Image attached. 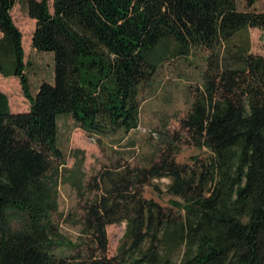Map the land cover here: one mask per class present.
Segmentation results:
<instances>
[{"label":"trees","instance_id":"trees-1","mask_svg":"<svg viewBox=\"0 0 264 264\" xmlns=\"http://www.w3.org/2000/svg\"><path fill=\"white\" fill-rule=\"evenodd\" d=\"M15 3L0 0V75L18 79L28 109L12 112L0 92V264H264V57L226 47L239 31L264 34V10L238 0H25L31 46L52 56V81L32 93ZM169 45L177 57L208 53L183 125L210 154L191 166L175 161L165 136L148 152L129 137ZM216 75L244 105L214 101ZM61 116L105 156L89 176L80 150L66 165ZM161 178L182 203L170 206L177 213L144 196ZM61 183L80 208L63 219ZM119 223L108 256L106 227Z\"/></svg>","mask_w":264,"mask_h":264},{"label":"rangeland","instance_id":"rangeland-1","mask_svg":"<svg viewBox=\"0 0 264 264\" xmlns=\"http://www.w3.org/2000/svg\"><path fill=\"white\" fill-rule=\"evenodd\" d=\"M24 2L25 0H16L11 15L14 24L22 34L24 61L28 64L26 75L30 90L34 93L42 82L52 81V56L32 48L31 37L34 21L28 17ZM238 5L241 9L264 10V3L259 0H238ZM234 45L248 49L251 54L264 57V34L256 28L237 32L226 47L231 48ZM169 50L163 54L165 59L158 68L157 76L141 92L140 125L129 133V137L136 141L141 152H148L153 144L159 142L156 139L157 136H165L174 146L175 161L191 166L194 159L203 160L210 154L203 144L202 136L183 125V120L190 111L194 96L203 90V72L208 53L199 51L189 57L182 58L173 54L172 45H169ZM215 81L217 82V75ZM0 92L7 96L12 112L27 111L28 102L22 95L17 78L0 75ZM224 99L238 105L245 103L243 96L238 93L225 92L217 82L214 101ZM57 126L59 146L66 155V165L68 167L73 165L72 152L80 150L83 152V172L89 176L105 158L95 143V139L81 131L68 116L59 117ZM169 182L167 178L152 180L144 188V196L157 201L169 210L171 209L173 213H177L170 206L174 205V202L182 203L167 193ZM58 190L59 208L57 214L59 217L63 219L66 214H79L80 208L75 192L70 185L61 183ZM60 228L72 239L77 236V228L62 221H60ZM124 228V223L106 227L108 256H113L116 253Z\"/></svg>","mask_w":264,"mask_h":264}]
</instances>
